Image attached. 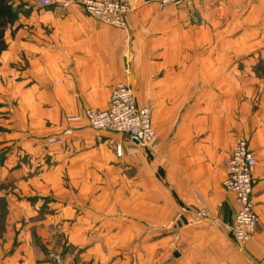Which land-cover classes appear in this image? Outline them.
<instances>
[{
	"label": "crops",
	"instance_id": "1",
	"mask_svg": "<svg viewBox=\"0 0 264 264\" xmlns=\"http://www.w3.org/2000/svg\"><path fill=\"white\" fill-rule=\"evenodd\" d=\"M14 1L29 14H18L13 41L6 34L5 62L29 67L16 83L25 90L13 134L0 135V148L14 138L36 160L26 166L12 154L0 162L9 211L0 264H54L52 251L65 264H264V79L254 74L264 0L164 9L133 0L128 30L78 5L62 13ZM119 83L153 109L150 147L93 130L84 116L106 110ZM240 138L258 156L259 223L245 247L230 235L238 203L223 186Z\"/></svg>",
	"mask_w": 264,
	"mask_h": 264
},
{
	"label": "built area",
	"instance_id": "2",
	"mask_svg": "<svg viewBox=\"0 0 264 264\" xmlns=\"http://www.w3.org/2000/svg\"><path fill=\"white\" fill-rule=\"evenodd\" d=\"M147 1L157 4L161 9L181 4L193 6V0ZM40 4L43 7L55 6L62 13H68L72 6L78 5L89 17L121 30H128L129 17L135 11L133 0H40ZM130 42L131 38L127 37L125 43L129 45ZM84 116L94 130L123 134L143 147H150L157 137L153 126V109L139 106L133 88L126 83H119L114 87L106 110L87 109ZM116 151L118 156L122 155L121 146ZM224 164L227 169L224 189L233 193L238 203L230 235L239 245L245 247L255 235L259 223L254 203L258 156L249 140L240 138ZM207 213V210H202L200 216H206ZM49 257L55 264H63L59 255L50 253Z\"/></svg>",
	"mask_w": 264,
	"mask_h": 264
},
{
	"label": "rangeland",
	"instance_id": "3",
	"mask_svg": "<svg viewBox=\"0 0 264 264\" xmlns=\"http://www.w3.org/2000/svg\"><path fill=\"white\" fill-rule=\"evenodd\" d=\"M13 3H14V7L17 10L19 15L23 14L24 16L25 15L27 16L29 14V12L28 13L26 12L27 10L19 8L18 5L15 6L14 0H13ZM39 4H40V0H39ZM39 7L49 8V7H43V6H41V4ZM6 34H7V39H9L11 41L14 40L15 30H14L13 26L9 27L7 29ZM5 38H6V36H5ZM253 57H255V55H253ZM256 57H257V60H256L257 62H256V67L254 68L255 69L254 74H256L260 78L264 79V73L260 72L261 71L260 68L264 67V50L262 52H258ZM5 59H7V58L4 57V53H3L0 56V135H4V136L7 135L8 136V135L13 134V133L12 134H9V133L11 131H13L12 130L13 128L11 126L13 125L16 108L20 107V104H18V98L20 97L22 92H24V90H25V88H21L20 85H18L16 83L19 82L20 78L23 77L22 72H24L26 70V68L29 67V63H27L26 59L23 60L24 63H21L19 61L15 62L13 60H12V62L11 61L5 62ZM258 66H259V71H257V69H256ZM27 86H26V88H27ZM29 110H30V108L28 109V111ZM91 129H93V128H91ZM40 131L41 130H39V132ZM29 133H30V131H29ZM27 137L28 136L23 137L21 141L24 142V141L28 140V139H26ZM28 138H31V137H28ZM51 138L52 137H49L48 140ZM40 140L42 141V143H49L50 142L44 138H42ZM41 141H39V143ZM75 141L78 142L75 138H72L71 140H64V143L66 145L67 144H73V143H75ZM58 142L60 144H63V141H61V140ZM1 143H3V142H1ZM18 145H20L19 140H14V138H12L10 140H6L5 143L2 145V147L0 148V162L3 163L5 160H7L8 156L13 154L14 156L16 155L15 157L17 158L19 164H24L26 166L31 165V163L34 160H36L35 159L36 157L32 156L30 153L26 152L25 150H21V148ZM42 158L46 161L48 159L49 160L53 159V156H51L50 153H45V155L42 156ZM34 169L36 172L42 170L40 166H36ZM90 170H92V169H90ZM88 185L89 186H98V187L101 186V184L100 185L88 184ZM103 186H105V185H103ZM113 187L118 189L120 187V185L114 184ZM73 190H76V189H73ZM76 192L77 191H74V193H76ZM0 198L7 201L3 197H0ZM2 206H3V203L1 202L0 208H2ZM51 253H55L56 255H59L63 261V264H65V259H64L62 254H60L57 251L56 252L52 251ZM52 262L54 263V261H52Z\"/></svg>",
	"mask_w": 264,
	"mask_h": 264
},
{
	"label": "trees",
	"instance_id": "4",
	"mask_svg": "<svg viewBox=\"0 0 264 264\" xmlns=\"http://www.w3.org/2000/svg\"><path fill=\"white\" fill-rule=\"evenodd\" d=\"M18 20V12L14 7L13 0H0V56L8 50L6 41V31L9 27L14 26ZM259 71V66L256 68ZM260 72L264 73V67L260 68ZM3 203L0 208V240L5 233L6 218L8 215L7 201L0 198V203Z\"/></svg>",
	"mask_w": 264,
	"mask_h": 264
}]
</instances>
